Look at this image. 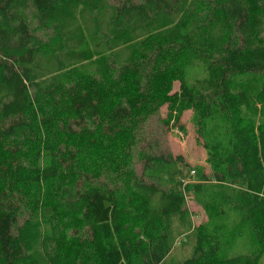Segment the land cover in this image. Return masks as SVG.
<instances>
[{"label": "trees", "instance_id": "1", "mask_svg": "<svg viewBox=\"0 0 264 264\" xmlns=\"http://www.w3.org/2000/svg\"><path fill=\"white\" fill-rule=\"evenodd\" d=\"M245 74L264 78V0H0V264L34 262L15 222L19 196L39 183L67 236L87 232L60 264H90L83 249L97 264H162L186 192L205 189L150 178L155 163L181 161L140 148L143 118L163 104L161 124L183 133L181 112L198 107L197 138L217 156L211 173L192 171L249 190L232 211L264 248V121L236 83ZM254 96L264 110V80ZM114 162L128 166L121 178ZM232 249L220 226L201 224L175 264L252 263Z\"/></svg>", "mask_w": 264, "mask_h": 264}, {"label": "rangeland", "instance_id": "2", "mask_svg": "<svg viewBox=\"0 0 264 264\" xmlns=\"http://www.w3.org/2000/svg\"><path fill=\"white\" fill-rule=\"evenodd\" d=\"M262 80L264 78L258 74H245L236 79L238 85L251 91L252 107L256 111L255 121L258 123L264 121V110L256 102L254 91ZM178 87V81L174 79L171 92ZM168 110V104H163L157 114L143 118L141 125L143 141L140 143V148L149 150L148 153L154 155L168 152L172 154V158L180 156L181 161L170 164L155 163L149 171L150 178L163 186H173L176 189L194 182L205 189L201 193L198 192L199 190L186 192L183 214L171 219V247L162 264H175L192 255L196 227L201 224H207L210 229L220 226L223 240L232 244L233 254L247 253L252 259L251 264H264V248L258 247L251 227L241 222L232 211L234 204L242 206L248 204L251 195L249 190L238 179L219 184L214 180L207 182L201 178L197 179L196 172H192V169L197 168L207 174L211 173V160L217 156L214 149L210 150L203 146L202 139L197 138L195 117L198 114V107L191 106L181 112L180 121L185 127V133L176 127L168 129L161 124V119ZM134 157L132 165L136 168V172L141 174L143 163L135 155ZM50 159V155L41 152L36 158V166L45 169ZM108 160L111 158L108 157ZM108 160L101 159L100 162L108 163ZM127 167L123 162L111 164L114 170L112 172L117 174V179L121 178ZM32 190L35 193L19 196L20 212L15 222V227L23 231L26 253L34 258L32 264H60L68 257L78 258V254L71 250L74 246L82 247L87 232L71 231L68 237L65 232L66 226L62 224L65 217L59 216L41 199L42 184H33ZM91 252L83 249L81 259H86L87 255L91 254V257L88 255L90 264H97L93 250Z\"/></svg>", "mask_w": 264, "mask_h": 264}, {"label": "built area", "instance_id": "3", "mask_svg": "<svg viewBox=\"0 0 264 264\" xmlns=\"http://www.w3.org/2000/svg\"><path fill=\"white\" fill-rule=\"evenodd\" d=\"M193 172V171H192Z\"/></svg>", "mask_w": 264, "mask_h": 264}]
</instances>
